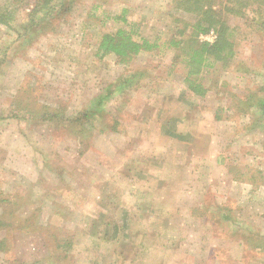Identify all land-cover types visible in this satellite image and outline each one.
<instances>
[{"label": "rangeland", "instance_id": "obj_1", "mask_svg": "<svg viewBox=\"0 0 264 264\" xmlns=\"http://www.w3.org/2000/svg\"><path fill=\"white\" fill-rule=\"evenodd\" d=\"M38 1L0 0V264H264V3L226 14L234 54L199 96L171 0H63L36 24ZM134 23L153 49L94 53Z\"/></svg>", "mask_w": 264, "mask_h": 264}, {"label": "trees", "instance_id": "obj_2", "mask_svg": "<svg viewBox=\"0 0 264 264\" xmlns=\"http://www.w3.org/2000/svg\"><path fill=\"white\" fill-rule=\"evenodd\" d=\"M52 0H39L33 5L29 16L34 17L36 13H41L33 21L36 24H42L50 14L54 12L68 11L63 0L57 1V4L50 6ZM176 8H181L185 12L191 13L192 20L184 21V26L178 29L182 34L189 28L188 39L173 37L169 44L175 48H181L183 61L186 63L188 71L184 76V81L190 91L195 95L202 96L206 92L203 83L196 77L203 66L210 65L209 60L227 61L234 54L233 40L230 39V33L233 30L226 20V14L241 15L246 7L253 3L261 5L264 0H224L221 6L216 7L217 0H171ZM59 6V7H58ZM56 7L62 9L57 10ZM126 10L123 9L119 15L111 17L113 20L126 22L124 16ZM13 11L6 6H0V23L5 26H12ZM34 15V16H33ZM213 31L215 37L212 41L198 40L199 34H206ZM182 44V45H181ZM156 43L140 36L136 29V23L131 27H118L113 31H107L100 35L94 53L98 57L113 55L119 63H128L141 51L151 50ZM132 76L122 78L117 84V88L122 89L129 86ZM102 100V99H101ZM99 101V106L101 104ZM258 107L260 114L264 115V99H259ZM2 243H0L1 245ZM68 245L71 242L68 241Z\"/></svg>", "mask_w": 264, "mask_h": 264}]
</instances>
